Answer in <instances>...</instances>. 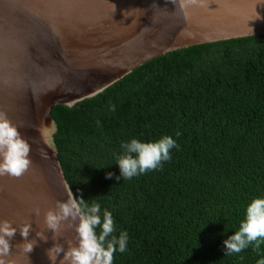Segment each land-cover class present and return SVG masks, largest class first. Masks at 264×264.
<instances>
[{"label": "trees", "instance_id": "16d2710c", "mask_svg": "<svg viewBox=\"0 0 264 264\" xmlns=\"http://www.w3.org/2000/svg\"><path fill=\"white\" fill-rule=\"evenodd\" d=\"M52 115L75 195L110 210L117 236L128 233L127 251L116 252L113 264H256L264 258V243L232 255H224L223 245L249 201L264 196V34L158 56ZM164 135L179 147L162 168L116 178L123 142Z\"/></svg>", "mask_w": 264, "mask_h": 264}, {"label": "water", "instance_id": "95a60500", "mask_svg": "<svg viewBox=\"0 0 264 264\" xmlns=\"http://www.w3.org/2000/svg\"><path fill=\"white\" fill-rule=\"evenodd\" d=\"M260 34L264 0H0V112L20 126L33 161L19 178L0 177V221L17 227L6 264H49L46 249L76 243L78 221L64 222L57 241L44 223L70 190L76 196L59 159L55 107L94 97L169 52ZM53 124L54 149L39 132ZM26 222L37 241L27 254L19 231Z\"/></svg>", "mask_w": 264, "mask_h": 264}, {"label": "clouds", "instance_id": "9594fccd", "mask_svg": "<svg viewBox=\"0 0 264 264\" xmlns=\"http://www.w3.org/2000/svg\"><path fill=\"white\" fill-rule=\"evenodd\" d=\"M175 3V0H172ZM184 5H181L183 9ZM115 111V106H110ZM19 125L14 124L6 113L0 112V177L11 176L19 178L32 166L30 152L31 144L24 138ZM39 132L44 144L54 149L53 137L56 132L55 125L42 126ZM181 133L177 131L176 137ZM176 139L172 135H164L158 140L142 141L131 138L121 144L123 154L116 157L120 173L116 178L131 180L149 170L162 168L163 162L171 159V150L178 148ZM42 156L47 153L42 151ZM107 179L113 177L112 172H107ZM82 195L74 196L70 190L66 201H58L55 208H49L44 214V223L53 233V240L61 236L64 222H75L76 243L68 242V247L55 242L46 249L49 264H113L116 252L124 253L128 247V233L126 230L115 234V222L108 209H101V204L95 199L87 202ZM34 212L39 215L40 209ZM99 229V231H98ZM32 230L31 222H26L19 227L24 238L20 244L25 254L33 251L37 241L28 239ZM17 227L9 220L0 221V264H6V257L11 254V240L15 236ZM36 235L43 241L48 237L44 231ZM264 243V196L254 197L245 207V214L239 227L224 241V255L238 254L249 245L256 248ZM61 253L63 254L61 256ZM256 264H264V258L257 260Z\"/></svg>", "mask_w": 264, "mask_h": 264}]
</instances>
